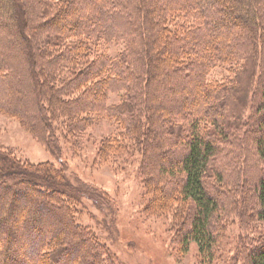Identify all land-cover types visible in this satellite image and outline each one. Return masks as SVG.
<instances>
[{
  "label": "trees",
  "instance_id": "1",
  "mask_svg": "<svg viewBox=\"0 0 264 264\" xmlns=\"http://www.w3.org/2000/svg\"><path fill=\"white\" fill-rule=\"evenodd\" d=\"M217 67L230 74L211 79ZM0 112L51 153L59 129L75 151L96 119L114 122L96 163L133 145L143 213L213 264L236 203L208 181L224 182L215 159L227 141L264 159V0H0ZM236 188L243 217L264 221V167ZM76 191L52 161L0 150V264H116ZM249 247L247 264H264V240Z\"/></svg>",
  "mask_w": 264,
  "mask_h": 264
},
{
  "label": "rangeland",
  "instance_id": "2",
  "mask_svg": "<svg viewBox=\"0 0 264 264\" xmlns=\"http://www.w3.org/2000/svg\"><path fill=\"white\" fill-rule=\"evenodd\" d=\"M114 49L115 46L111 51ZM229 74L230 70L217 67L211 79L221 80ZM118 101L120 95L110 94V103ZM117 132L114 122L96 119L84 136L83 146L73 151L71 137L59 129L51 153L16 119L0 112V150L10 151L22 161H52L62 168L77 187L76 196L81 203L79 221L89 226L116 254V264H205L195 242L181 254L169 231L168 219L143 213L146 197L139 173L141 155L133 145L130 153L116 160L96 163L102 140ZM229 142L223 144L222 154L215 159L224 182L216 174L208 181L214 190L231 195L237 204L226 198L229 220L219 238L221 257L213 264H247L249 246L264 240V221L250 218V209L243 217L244 195L236 185L244 182L254 162L263 168L264 159L258 157L255 142L249 146L242 144V148Z\"/></svg>",
  "mask_w": 264,
  "mask_h": 264
}]
</instances>
